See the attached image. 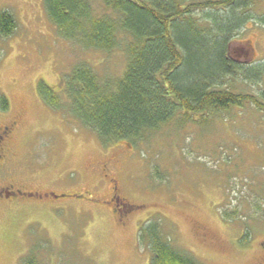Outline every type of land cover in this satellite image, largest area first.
<instances>
[{
	"label": "rangeland",
	"instance_id": "rangeland-1",
	"mask_svg": "<svg viewBox=\"0 0 264 264\" xmlns=\"http://www.w3.org/2000/svg\"><path fill=\"white\" fill-rule=\"evenodd\" d=\"M100 4L93 0L97 11ZM3 10L15 20L13 32L0 36V96L19 119L13 176L27 190L57 197L21 196L0 210V264H148L138 231L151 221L197 264H264L262 112L246 103L210 115L204 126L173 124L146 141L104 143L67 111L61 89L77 63L100 79L119 76L123 49L83 48L60 37L42 0H0ZM245 13L228 54L241 66H259L245 71L252 79L264 62V0ZM228 80L238 92L264 90V73L257 83L242 74ZM39 82L60 96L61 108L45 103ZM7 112L0 109V118ZM109 177L130 204L120 218L106 201ZM234 210V218L222 215Z\"/></svg>",
	"mask_w": 264,
	"mask_h": 264
},
{
	"label": "trees",
	"instance_id": "trees-1",
	"mask_svg": "<svg viewBox=\"0 0 264 264\" xmlns=\"http://www.w3.org/2000/svg\"><path fill=\"white\" fill-rule=\"evenodd\" d=\"M100 1L97 11L93 0H42L60 37L83 48L125 53L117 77L100 79L91 66L77 63L64 78L67 111L101 141L136 143L173 124L204 126L210 115L246 103L264 114V90L259 96L238 92L228 80L242 74L257 83L264 73L263 62L249 78L245 71L259 66H241L228 54L256 0ZM259 21L264 25V13ZM14 28L13 15L0 11V36ZM37 90L47 105L61 108L51 87L39 82ZM6 106L1 96L0 107ZM222 215L231 219L237 213ZM138 240L150 250L148 264H197L174 248L155 222L139 228Z\"/></svg>",
	"mask_w": 264,
	"mask_h": 264
},
{
	"label": "flooded vegetation",
	"instance_id": "flooded-vegetation-1",
	"mask_svg": "<svg viewBox=\"0 0 264 264\" xmlns=\"http://www.w3.org/2000/svg\"><path fill=\"white\" fill-rule=\"evenodd\" d=\"M5 100L7 104L6 108L2 109L0 107L3 111L8 110L5 116L0 118V210L19 204L18 197L21 196L33 197L42 196L44 194L51 195V193L39 192V190H27L24 179L17 180L13 176L12 159L14 138L18 129L19 119L17 116L11 114L9 103L6 98ZM99 170L101 172H106L108 170L106 163H99ZM106 176L107 174L104 173L103 177ZM107 180L111 183V192L109 199L106 201L112 205V211L117 214L119 218L125 216L130 204L125 198H121L118 194L115 180L111 177ZM262 248H264V246Z\"/></svg>",
	"mask_w": 264,
	"mask_h": 264
},
{
	"label": "water",
	"instance_id": "water-1",
	"mask_svg": "<svg viewBox=\"0 0 264 264\" xmlns=\"http://www.w3.org/2000/svg\"><path fill=\"white\" fill-rule=\"evenodd\" d=\"M51 196H53V197H57V195H55V194H53V193H51ZM63 196V195H62Z\"/></svg>",
	"mask_w": 264,
	"mask_h": 264
}]
</instances>
